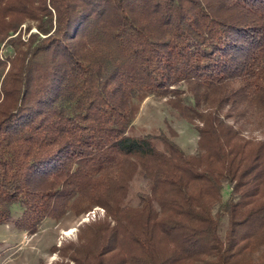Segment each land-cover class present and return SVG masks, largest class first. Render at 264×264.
<instances>
[{
  "label": "trees",
  "instance_id": "obj_1",
  "mask_svg": "<svg viewBox=\"0 0 264 264\" xmlns=\"http://www.w3.org/2000/svg\"><path fill=\"white\" fill-rule=\"evenodd\" d=\"M150 95L197 121V151L169 125L134 130ZM253 116L264 0H0V224L103 206L72 264H241L264 244Z\"/></svg>",
  "mask_w": 264,
  "mask_h": 264
},
{
  "label": "rangeland",
  "instance_id": "obj_2",
  "mask_svg": "<svg viewBox=\"0 0 264 264\" xmlns=\"http://www.w3.org/2000/svg\"><path fill=\"white\" fill-rule=\"evenodd\" d=\"M25 28L26 26L22 24V36L27 37L34 29L28 32ZM208 96L210 97L208 99H211L213 93L209 92ZM133 122L136 132L169 125L174 129V139L181 147L189 153H194L198 149V135L194 126L197 121L189 123L176 118L169 110L167 97L147 96L142 101ZM238 124L247 136L254 138L264 136V122L260 117L241 119ZM228 191L229 187L225 185L222 191L223 197H226ZM86 206L87 203L80 210L78 207L71 208L58 218H45L34 233L17 229L11 221L1 223L0 264H72L73 260L68 257L71 246L75 242L87 239L92 230L90 224L109 219L103 206L93 205L89 209ZM19 213L20 206L14 204L12 217H16ZM212 260V257L202 255L200 259L193 260L189 264H210ZM240 262L264 264V244L253 249Z\"/></svg>",
  "mask_w": 264,
  "mask_h": 264
}]
</instances>
